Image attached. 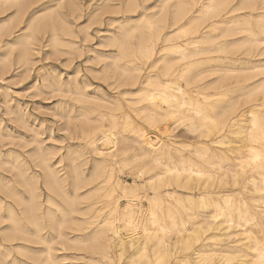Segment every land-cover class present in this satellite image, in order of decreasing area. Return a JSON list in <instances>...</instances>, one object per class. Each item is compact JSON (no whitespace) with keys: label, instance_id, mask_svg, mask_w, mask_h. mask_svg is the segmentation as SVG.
Returning <instances> with one entry per match:
<instances>
[{"label":"bare ground","instance_id":"6f19581e","mask_svg":"<svg viewBox=\"0 0 264 264\" xmlns=\"http://www.w3.org/2000/svg\"><path fill=\"white\" fill-rule=\"evenodd\" d=\"M104 1L106 6L130 14L141 7L138 0H116L111 5ZM26 4L0 0V13L15 6L16 15L21 14ZM74 4L75 0H57L55 6L61 10ZM158 7L155 19L141 15L140 25L128 27L126 18L118 23L116 32L106 40L116 52L100 69L102 73L120 70L123 78L117 76V84L129 86L124 94L138 93L137 101L146 105L140 108L141 117L151 126L161 125L166 139L153 140L145 128L133 124L130 115L120 121L117 111L122 105L114 103L111 111L95 116H90L95 112L93 107L87 113H77L85 120L80 122L81 154L68 145L54 166L50 164L51 152L37 150V165L48 191L44 201L37 181L26 174L25 163L9 164L16 170V179L12 184L10 178L0 176V264H63L68 258L74 262L85 258L76 257L78 252L89 254L88 261L110 264L113 248L124 250L125 234L129 246L138 243L141 256L147 260L145 245L159 248L157 264H168V252L173 249L175 254L195 247L200 263L212 264L217 255V264L233 260L237 264H264V230L259 228L263 236L258 237L252 229L260 226L257 217L264 213V0H164ZM53 17L58 14L33 20V27L18 33L13 41L6 38L14 29L13 23L0 20V44L5 41L8 48H17L18 61L27 65L38 34L50 26L47 45L58 50L62 39L54 29ZM166 28L168 32H164ZM66 32L74 35L72 30ZM132 37L138 39L134 47L130 46ZM177 39L185 40L177 44ZM158 43L166 48L159 50ZM73 44L69 40L65 43ZM134 59L146 67L141 63L130 66ZM204 64L209 67L200 71ZM106 119L110 121L108 128L103 124ZM129 160L138 163L136 170L124 174L132 179L130 183L117 173L118 165L127 166ZM62 162L66 170L60 174L57 167ZM87 164L91 166L88 173ZM228 182L238 186V192L213 189ZM17 185L24 187L27 195ZM248 192L256 194L253 203L261 202V210L260 205L248 203L252 199L241 197ZM224 222L226 228L221 227ZM232 225L242 228L246 249L230 244L232 235H237L228 231ZM12 248L23 260L9 258ZM68 251L75 253L68 255Z\"/></svg>","mask_w":264,"mask_h":264},{"label":"rangeland","instance_id":"374dc122","mask_svg":"<svg viewBox=\"0 0 264 264\" xmlns=\"http://www.w3.org/2000/svg\"><path fill=\"white\" fill-rule=\"evenodd\" d=\"M22 1L23 2L25 1V4L27 3L26 4L27 7L25 6L24 9L21 11V14H18L20 16L16 15L15 6L8 7L3 13H0V20L6 19V20L10 21L11 24L13 23L12 25L11 24L10 25L12 26V28L14 27L13 31H15V32H13L11 30L12 33L10 34L9 37L5 36L6 38H9V40L13 41L16 39V36L23 34L22 33L23 31L28 32L30 27L31 26L33 27V25H34L33 23L36 22V20H38V21L40 19L46 20V18H48L49 15L55 16L56 14H58V17H53V25H54V29H56V31L58 32L59 37L62 39V41L63 40L64 41L63 42L61 41L62 45H59L60 47H57L58 50L55 49L56 51H53L54 49L51 46L47 45L48 39H46V37L48 38L51 31H52V28L50 26H48L49 28L45 29L44 32L42 31L43 33L41 32L38 34V40L34 41V45H35L34 50L35 51L34 50L31 51L30 61H29V64H27V65H24V64L22 65L18 61L17 50H16L17 48H15V47L8 48L5 45V41H3V44H0L1 45L0 46V161H1L0 162L1 163L0 164V170H1V172L3 170L2 173L0 172V174H1L0 176L2 178H5V179L10 178L9 179L10 183L14 184L15 183L14 180L16 179V176H15L16 170L11 168L10 166L14 163L16 164V162L21 163V161H23L22 163L23 164L25 163L26 169L27 170L29 169L28 171L26 170V174L32 176L37 181L36 185L38 184L37 185L38 192L41 195V199L44 201L46 199L48 191H46L47 189L43 183V179H41V178H43V175H42L43 172L40 169L39 165H37L38 160L40 159V156L38 155L39 151H37V150H40V149L43 151L45 150L46 151V152L44 151L45 153L51 152L50 156H52V157L50 159V164H54V166H55L57 158L60 157L59 155H62V154L65 155L66 149L68 148V145H70L69 147L71 149L74 148V150H76L78 153L81 154L83 152L84 147H83V140H82V138H80L81 137V135H80L81 134V126L83 123L81 124L80 122H82V121L84 122L85 120L82 119L83 117H81L79 115L83 111H86V113H87V110L91 109L90 107L95 108V112H92V114L90 112V116L91 115L95 116V114H97V112H107V110L111 111L112 105L114 103H119V105L120 104L122 105V106L120 105L121 106L120 110L117 111V113L120 116V121L124 115H128V116L130 115L129 117H130L131 121L133 122V124L135 126H140L142 129L145 128L144 132H146L151 138H153V140L156 141V140H160V139L161 140L166 139V134L164 133V129L162 131L161 125L151 126L141 117L140 108L145 107L146 105H145V102L137 101L138 93L137 92H129V93L124 94V91L129 89L128 88L129 86H127V85L123 86L122 85L123 86L122 87L121 85L117 84V80L121 77L123 78L120 70H114V73H115L114 74L112 72L113 70H111L109 72L106 71L105 73H102L101 70H103V69H100L101 67L104 68L105 65L110 63L111 58L109 56L114 55L116 52V47L113 45H108L106 43V40L109 36H111L114 32H116L118 23L123 21L124 18H126L130 22V23H128V27H130L133 25L134 26H136L138 24L140 25V22H137V21H140L141 15L157 18L158 14L156 12L158 11V8H159L158 6H160L164 0H158V1L157 0H147L146 2H143V3L141 2V0H138V2L141 4V7H138L137 10L131 14L127 13V12H123L120 9H116L115 7H112L113 5H111V4H115L116 0H112V1L108 0L107 3L110 4L111 7L108 5H107L108 6L107 7L106 4H104V2H105L104 0H75V4L73 7L72 6L71 7L65 6L61 10L55 6V3L57 0H41V1L40 0H34V2H33V0H27V1L22 0ZM29 2L31 3V5ZM41 5H47V7H41ZM113 8L116 10H114ZM52 9L54 10L53 14H52ZM56 9H58L57 13H56ZM24 10H26V11H24ZM111 10H113L114 12ZM44 11L46 13L47 12L48 13L50 12V13L46 14ZM143 12H145V13H143ZM40 13H43L42 15L45 14L43 16L44 18L43 17L41 18L42 15ZM54 13H56V14H54ZM123 13H125V14H123ZM33 14H35V15H33ZM14 16H16V17H14ZM16 18H17V20H16ZM54 18H55V20H54ZM59 18H61V20ZM95 18H97V19H95ZM111 18L112 19L114 18V19L112 20ZM33 20H34V22H32ZM59 20H60V24L58 22ZM31 23H32V25H31ZM63 23H65V25H63ZM122 23H124V22H122ZM61 27H63L64 29H65V27L66 28L68 27V29L63 30ZM114 27H116V28H114ZM24 28H26V30ZM66 30L68 32L70 30H72L74 35L71 36V35L67 34V32H66V34L68 35L67 36L65 34ZM83 30H85V31H83ZM168 31H169V29L168 30H167V28L164 29V32H168ZM134 32L136 33V31H134ZM61 33H62V35H61ZM44 34H45V36H44ZM86 34H88V35L86 36ZM61 36L64 38H62ZM41 38H42V40H40ZM69 38H71L72 40ZM135 38L136 37L131 38L132 39L130 41L131 47L136 46V44L138 43V39L136 38V40H135ZM68 40L74 42L75 44H73L72 47L70 45H65L66 41H68ZM177 40H179V41H177ZM177 40L175 41L177 44H183L185 39H177ZM45 41H46V43H45ZM104 41H105V43H104ZM37 43H40V44H38L39 47H38ZM41 43H44L45 46ZM105 45H107V46H105ZM73 46H76L77 49L75 50ZM189 46H192V45H189ZM42 47H44V48H42ZM60 48H61V50H60ZM156 48H159V50L163 51L164 48H166V44L158 43L156 45ZM10 49L12 50V52ZM51 50H52V52H50ZM67 50H68V52H70L69 54H68ZM35 53H37V54H35ZM108 54H110V55H108ZM46 55H48V56L46 57ZM107 55L110 59L107 57ZM102 56H104L105 58H103ZM6 57H8V58H6ZM172 57H173V55H172ZM118 63L124 64V60H119ZM132 63L133 64L134 63L140 64L141 62L137 59H134L132 62H130L129 65L131 66ZM125 65H126V63H125ZM140 65L146 67L145 64L141 63ZM23 67H25V68H23ZM144 67L141 70V74L144 72L143 71ZM208 67H209V64H204L199 68V70L201 71L202 69H204L202 71H205L206 68H208ZM27 69H28V71H27ZM54 69H55V72H53ZM48 74H49V76H48ZM55 75L56 76L58 75V76L56 77ZM53 76H54V79H53ZM110 76H112V77H110ZM117 76L119 78H117ZM43 77L45 80H43ZM57 82H58V84H57ZM48 83H49V85H48ZM60 84L63 85V87ZM75 85L77 87L78 86L79 87L75 88ZM83 85H85V86H83ZM116 87H119V88H116ZM77 89H78L79 93L80 94L82 93L81 95L84 97H81V95L77 93L78 92ZM68 90H69V92H68ZM191 90L194 91V88H191ZM83 91H85V92H83ZM71 92L72 93L75 92V93L72 94ZM86 96H87V98H86ZM91 97L93 99H91ZM132 97H134V98H132ZM85 98L87 99L86 102H85V100H86ZM88 98H90V99H88ZM94 99H96V100H94ZM102 99H104V100H102ZM105 100L107 102H109L110 104L105 102ZM95 101H97L99 104ZM105 105L107 106V109H106ZM108 106H110V108ZM81 108L83 110H81ZM97 108H100V109H97ZM102 108H103V110L100 111ZM104 110H106V111H104ZM64 113H65V115H64ZM17 115H19L18 116L19 118L17 117ZM70 118H72V119H70ZM81 119H82V121H81ZM77 120H78V124H77ZM75 121H76V123H75ZM104 121H103V124H105L104 128H108L109 124H110L109 119H106ZM73 122H74V124H73ZM76 126H77V128L72 130V128H74ZM71 130H72V132L70 133ZM36 132H38V133H36ZM72 133H74V134H72ZM33 137L36 140L33 139ZM74 137H76V138H74ZM40 139H41V142L44 141V142H42L43 144L41 142H38V140H40ZM33 140H35L36 142L35 141L33 142ZM40 145H41V147H40ZM58 145H61V146H58ZM74 145H76V148ZM48 146H50L51 148ZM58 150L60 153L58 152ZM28 152H30L31 154ZM55 152L58 154H56ZM53 154H55V156L56 155L57 156L55 157ZM20 156H21V158H20ZM37 156H39V158ZM53 159H54V161H53ZM130 161L131 160H129V164L127 166H123L122 164L118 165V167L120 166L119 167L120 170L117 169V173H119L123 177V179L129 183L132 182V179L129 178V176L127 177L124 174L128 173L130 171L136 170V166L138 164L135 161H134V163L130 162ZM65 162H67V161H65ZM65 162L60 163L63 167L61 165H59L57 167V170H58V168H59V171L61 170L59 172L60 174L62 173V171L66 170V169H64L65 168ZM2 163L4 166L2 165ZM27 163L29 164V166ZM9 164H11V165H9ZM131 164H132V166H131ZM56 166H57V164H56ZM60 167H62V168H60ZM90 167H91L90 164H87L85 166V172L86 173L89 172ZM7 171H9V172H7ZM10 171H12V172L10 173ZM155 171H157V170H154L153 172H155ZM153 172H151V173H153ZM17 186H18V188L20 187V189L22 190V193L24 195H27L24 187H22L20 185H17ZM238 188H239L238 186L231 185L230 182H228L226 184H222V186L220 185V187L218 184H216L213 187V189H215L216 191L217 190H223V191H227V192H238ZM225 189H227V190H225ZM247 195H248V198H247ZM249 195H251V196L249 197ZM254 195L256 196L255 193L248 192V194L247 193L242 194L241 197L242 198L244 197L245 199H247V201L249 199H252V200L248 201V203L251 206L252 205L256 206V204L260 205L259 209L261 210V207H262L261 202L254 201V203H253V199L255 198ZM56 199H57L58 203L61 204L60 199L59 198H56ZM7 201L11 202V200H9V199ZM262 209L264 210L263 207H262ZM257 220H258L257 223L260 226H257V227L253 226L252 229L254 230V233L256 236L261 237V236H263V234L260 231V229L264 230V213H261V215H259V218L257 217ZM225 226L226 225L224 222L221 227L226 228ZM241 230H242L241 227L238 228V227H234V225L231 226V228L228 231L234 232L237 235H234V236L232 235V237L230 238L232 242L231 243L229 242V243L230 244H238L243 249H246V246H244L246 239H243L244 236H243V234H241V232H242ZM124 234H125V232H124ZM125 237H126V234L124 235V240L126 241V245H125L124 250H119L118 247H114L113 250L111 251V254H110L111 255L110 264H157L155 258L157 257L156 251L159 250V248H156L154 246L152 247V244L147 243L145 245V250H146L147 255L149 257V259L147 260L146 258L141 256V249H140L138 243H134L133 245L129 246L130 245V244H128L130 242L129 238L128 237L125 238ZM6 244H8V243H6ZM11 250H12L11 254H10L11 256H9V258H11L12 256L16 257L18 260H21L23 258L15 252L14 248H12ZM173 251H174V249L171 250L170 252H168V257H167L168 264H177L176 263L177 261L178 262L180 261L179 264L180 263L181 264H197V263L198 264H211L210 262H208V263L207 262H201L200 263V261L197 260L198 255L196 253V247L192 248L190 250H187V252H182V253L173 254ZM60 253H61L60 251L57 252L58 255ZM74 253L75 252H73V251H68L67 254L69 255V254H74ZM74 255H76V257L84 256L85 258L76 259L78 262L77 261L74 262L73 259H70L71 261H68V259H69L68 258L67 261L66 260L62 261V262H64L63 264H66V263L67 264H98L97 262H93V260L88 261L91 256L87 253L85 254L84 252H81V253L78 252L77 254L75 253ZM86 258H88V259H86ZM95 258H96V260L99 261V256H95ZM216 261H217V255L214 256V259L211 262H212V264H217V263H215ZM29 264H34V263L32 261H30ZM42 264H44V263H42ZM103 264H109V263L104 262ZM230 264H237V261L233 260V261H231Z\"/></svg>","mask_w":264,"mask_h":264},{"label":"snow or ice","instance_id":"6c2138e0","mask_svg":"<svg viewBox=\"0 0 264 264\" xmlns=\"http://www.w3.org/2000/svg\"><path fill=\"white\" fill-rule=\"evenodd\" d=\"M41 7H47V5H41ZM149 55H150V52H149Z\"/></svg>","mask_w":264,"mask_h":264}]
</instances>
